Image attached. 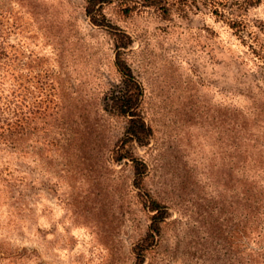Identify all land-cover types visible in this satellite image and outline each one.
Segmentation results:
<instances>
[{
    "label": "rangeland",
    "instance_id": "obj_1",
    "mask_svg": "<svg viewBox=\"0 0 264 264\" xmlns=\"http://www.w3.org/2000/svg\"><path fill=\"white\" fill-rule=\"evenodd\" d=\"M219 1V15L103 9L132 39L151 129L135 153L167 212L143 264H264V0ZM84 5L0 0L5 92L26 122L19 148L0 141V264H135L150 225L130 162L111 157L124 127L103 111L120 80L112 32Z\"/></svg>",
    "mask_w": 264,
    "mask_h": 264
},
{
    "label": "trees",
    "instance_id": "obj_2",
    "mask_svg": "<svg viewBox=\"0 0 264 264\" xmlns=\"http://www.w3.org/2000/svg\"><path fill=\"white\" fill-rule=\"evenodd\" d=\"M114 3L121 7V11L126 14L137 7L155 8L163 14H167L171 6L176 5L178 8H184L200 3L209 6L213 14L219 15L220 1L174 0L170 3V0H85L84 11L90 23L96 27L111 29L115 52L114 66L120 79L118 85H110L104 96L103 111L109 116L121 118L124 121L122 137L114 144L111 157L116 163L130 162L133 173L132 185L144 192L142 202L153 213L145 235L138 240L132 250L135 264H143L147 251L154 245L156 237L160 234L161 224L166 219L167 212L145 187L148 168L146 163L135 153V149L149 145L151 129L146 124L141 112L143 96L141 85L125 59L126 50L131 47L132 39L125 32L110 25L103 12L105 6ZM4 66L5 59H0V141L17 149L20 147L24 135L25 115L18 91L14 90L10 95L5 92Z\"/></svg>",
    "mask_w": 264,
    "mask_h": 264
}]
</instances>
